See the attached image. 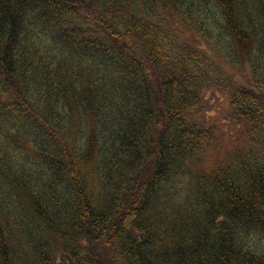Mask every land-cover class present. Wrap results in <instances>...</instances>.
I'll return each mask as SVG.
<instances>
[{
  "label": "trees",
  "instance_id": "trees-1",
  "mask_svg": "<svg viewBox=\"0 0 264 264\" xmlns=\"http://www.w3.org/2000/svg\"><path fill=\"white\" fill-rule=\"evenodd\" d=\"M0 264H264V0H0Z\"/></svg>",
  "mask_w": 264,
  "mask_h": 264
},
{
  "label": "rangeland",
  "instance_id": "rangeland-1",
  "mask_svg": "<svg viewBox=\"0 0 264 264\" xmlns=\"http://www.w3.org/2000/svg\"><path fill=\"white\" fill-rule=\"evenodd\" d=\"M221 43H225V41H222V39H218V38L214 39L213 41L214 48L218 50L217 52L227 57L229 54L228 53L229 49L226 47V44H221ZM230 65L229 63L224 65V61H223L224 68L232 72V68ZM237 75L238 76H236V78L240 82L244 83L245 80L242 77L243 73L238 72ZM204 98H205L204 101L205 105L203 107V110L201 111V115L199 116V118L205 120L208 123H216L221 127L223 131V136L221 140V144H222L221 150L224 149V146H228L232 148L244 142L245 139L243 140L241 134L242 127H240L237 122L230 120L228 117L231 109L227 94L221 93L218 90H207L204 93ZM230 140L236 145L231 144ZM215 155L216 154L213 155L211 153L207 161L203 164L205 168L211 167L212 163L215 162L216 160ZM87 183H88V190L92 195V198L96 201V203L104 200V190L99 178V172L96 168L93 169L92 172L90 173Z\"/></svg>",
  "mask_w": 264,
  "mask_h": 264
}]
</instances>
